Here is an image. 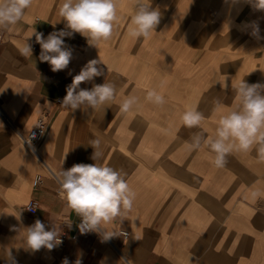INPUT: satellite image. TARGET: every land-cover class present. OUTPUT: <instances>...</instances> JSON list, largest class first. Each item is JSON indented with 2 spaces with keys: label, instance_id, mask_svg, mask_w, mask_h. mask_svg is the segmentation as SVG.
I'll return each instance as SVG.
<instances>
[{
  "label": "crops",
  "instance_id": "crops-1",
  "mask_svg": "<svg viewBox=\"0 0 264 264\" xmlns=\"http://www.w3.org/2000/svg\"><path fill=\"white\" fill-rule=\"evenodd\" d=\"M63 0H34L23 19L0 30V264H120L118 252L100 234H82L80 217L62 199L55 174L77 163L93 164L90 139H102L98 161L123 170L135 192L133 208L106 227L127 238L110 239L134 264H264V163L250 152H233L217 169L214 153L189 147L194 134L214 135L223 110L236 105L235 85L264 83V39L250 35L253 23L264 37V11L245 0H152L161 13L150 38L129 35L134 0H118L111 38L90 47L79 33L65 38L72 49L66 69L53 72L41 62L33 32L44 37L65 29ZM32 36V37H31ZM32 57L21 53L25 43ZM91 59L105 75L81 88L116 86V99L88 114L61 105L66 87ZM155 89L165 97L146 100ZM128 96L138 103L121 113ZM195 108L205 120L188 128L181 116ZM44 119V136L31 150L22 140ZM40 177L35 186L36 179ZM38 203L32 213L26 209ZM41 220L61 223L63 242L49 251L27 249L22 231ZM70 221V226L63 224ZM11 253L9 258L8 253Z\"/></svg>",
  "mask_w": 264,
  "mask_h": 264
},
{
  "label": "clouds",
  "instance_id": "clouds-1",
  "mask_svg": "<svg viewBox=\"0 0 264 264\" xmlns=\"http://www.w3.org/2000/svg\"><path fill=\"white\" fill-rule=\"evenodd\" d=\"M34 0H0V30H10L18 24L33 5ZM254 9L264 11V0H245ZM59 15L65 21V29L54 30L44 37L43 33L33 32L35 41L40 45L39 60L47 62L53 72L64 70L69 65L72 49L65 44V38H72L79 33L86 38L90 47L99 48L107 42L118 21V0H63ZM161 13L152 7V0H134V14L131 17L129 35L134 39H148L159 24ZM250 35L257 40L260 36L259 25L253 23ZM31 36V37H32ZM22 55L32 57L31 44L25 43L21 49ZM105 75V65L100 59L89 60L72 78L66 87V95L61 105L72 112L80 110L88 114L105 108L116 99V86L105 79L103 84H93L91 88H81L82 83L92 82L96 77ZM236 105L223 110L221 102L216 101L221 115L217 121L214 135L205 136L203 132L192 136L190 149L199 150L202 147L214 153L212 163L217 169L227 164V157L233 152H250L255 149L257 158L264 163V83H247L242 79L235 85ZM146 100L154 105L165 104L163 94L155 89L147 91ZM138 103V98L128 96L119 103L121 113H128ZM205 120L202 112L195 108L185 110L181 121L188 128L201 126ZM88 146L93 148L90 157L95 163H77L56 172L55 177L60 186V196L66 200L68 207L80 217L78 225L82 234L96 232L102 240L108 241L116 236L115 229L106 227L120 219V223L133 208L135 192L126 180V173L116 170L107 164L99 163L103 158L102 139L99 135L90 139ZM70 221L63 224L70 226ZM61 223H51L46 228L45 223L37 219L23 229L22 241L27 249L38 251L46 248L49 251L62 243ZM11 258V253H8ZM62 264H69L67 258ZM75 264H82L78 258Z\"/></svg>",
  "mask_w": 264,
  "mask_h": 264
},
{
  "label": "built area",
  "instance_id": "built-area-1",
  "mask_svg": "<svg viewBox=\"0 0 264 264\" xmlns=\"http://www.w3.org/2000/svg\"><path fill=\"white\" fill-rule=\"evenodd\" d=\"M0 41H1V34H0ZM0 115L5 119V121L8 123V125L11 128H14L13 122L11 119H8L5 115V112L0 106ZM45 129H46V122L44 119H39L34 128H32L26 136H23L20 134L22 140L24 143L33 151H36V143L38 142L39 139H41L44 134H45ZM40 177H38L35 181V186L39 183ZM59 191H60V186H59ZM26 209L32 213L36 212L38 209V203L35 201H31L28 205H26ZM81 222V221H80ZM121 232L126 233V235H122L123 238H127L130 233L128 231L122 230ZM61 240L63 242L64 236L61 235ZM110 244L115 248V250L118 252L121 262L120 264H134L131 258L120 248L117 246L114 242L109 240Z\"/></svg>",
  "mask_w": 264,
  "mask_h": 264
},
{
  "label": "bare ground",
  "instance_id": "bare-ground-1",
  "mask_svg": "<svg viewBox=\"0 0 264 264\" xmlns=\"http://www.w3.org/2000/svg\"><path fill=\"white\" fill-rule=\"evenodd\" d=\"M6 115V114H5ZM6 117H7V115H6ZM8 118V117H7ZM9 119V118H8Z\"/></svg>",
  "mask_w": 264,
  "mask_h": 264
}]
</instances>
